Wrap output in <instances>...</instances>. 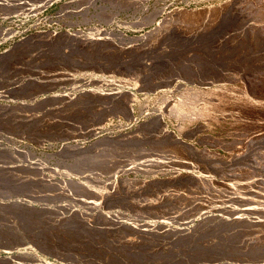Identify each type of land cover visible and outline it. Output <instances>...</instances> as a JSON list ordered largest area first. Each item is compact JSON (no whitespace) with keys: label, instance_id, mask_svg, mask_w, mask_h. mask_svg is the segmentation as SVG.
Instances as JSON below:
<instances>
[{"label":"rangeland","instance_id":"1","mask_svg":"<svg viewBox=\"0 0 264 264\" xmlns=\"http://www.w3.org/2000/svg\"><path fill=\"white\" fill-rule=\"evenodd\" d=\"M259 4L0 0V264H246L262 148L229 157L212 75L242 43L264 53Z\"/></svg>","mask_w":264,"mask_h":264},{"label":"bare ground","instance_id":"2","mask_svg":"<svg viewBox=\"0 0 264 264\" xmlns=\"http://www.w3.org/2000/svg\"><path fill=\"white\" fill-rule=\"evenodd\" d=\"M244 1V0H242ZM248 1V0H247ZM251 1V0H250ZM255 2V1H254ZM258 2V0H257ZM234 3V1H233ZM242 3V2H240ZM246 3V1H245ZM244 3V4H245ZM251 3V2H250ZM46 4V3H45ZM48 4V3H47ZM243 4V3H242ZM253 4V3H252ZM254 5V4H253ZM252 5V8H253ZM256 5V4H255ZM258 5V4H257ZM260 11L258 12V16L260 18V22L258 23L259 26L254 27L249 30L250 34H248L250 38V42L253 43L252 46L255 48H259L258 42L263 40L262 43H264V0H260ZM245 7V6H244ZM251 7V6H250ZM259 7V6H258ZM247 8V7H246ZM245 8V10H246ZM259 9V8H258ZM256 9V10H258ZM243 10V11H245ZM182 11V9H181ZM252 11V10H248ZM179 12V10L177 11ZM185 12V10H184ZM210 12V11H209ZM228 12V11H227ZM190 13V12H189ZM206 12H204L205 14ZM244 13V12H242ZM246 13V12H245ZM253 13V12H252ZM182 14V13H179ZM178 14V15H179ZM214 14V13H213ZM218 14V13H217ZM257 14V13H256ZM169 15V13H167ZM194 15V14H193ZM198 15V14H197ZM200 15V14H199ZM206 15V14H205ZM209 15V14H208ZM220 15V14H219ZM174 16V15H173ZM183 18L186 16V14L181 15ZM191 16V15H190ZM201 16V15H200ZM199 16V17H200ZM215 17V14L213 15ZM167 17V16H166ZM180 17V16H179ZM198 19L199 17L196 16ZM209 16H207L208 18ZM212 17V15H211ZM218 17V16H217ZM220 17V16H219ZM176 18V17H175ZM204 18V17H202ZM254 18V17H253ZM188 19V18H185ZM194 19V20H198ZM205 19V18H204ZM210 19V18H209ZM215 21L214 18H211ZM210 19V20H211ZM231 19V17H230ZM236 19V18H235ZM242 19V18H241ZM191 20V19H189ZM193 20V21H194ZM201 20V19H199ZM203 20V19H202ZM206 19L205 21H207ZM212 20L211 23H214ZM223 20V18H222ZM237 20V19H236ZM243 20V19H242ZM255 18L253 19V21ZM185 21V20H184ZM187 21V20H186ZM258 21V20H257ZM196 22V21H195ZM199 22V21H198ZM197 22V23H198ZM216 22V21H215ZM171 23V22H170ZM193 23V22H192ZM209 23V20H208ZM256 23V21H255ZM254 23V24H255ZM191 24V22H190ZM189 24V25H190ZM220 24V23H219ZM179 26V24H176ZM187 25V22H186ZM194 25V24H193ZM199 25V24H198ZM197 25V26H198ZM171 26V25H170ZM183 26V25H182ZM195 26V25H194ZM201 26H203L201 24ZM214 26V25H213ZM212 26V27H213ZM168 27V26H167ZM181 27V26H180ZM189 26H187L188 28ZM186 28V29H187ZM190 29V28H189ZM204 30V29H202ZM222 30V29H221ZM221 30L218 32L220 33ZM233 30V29H232ZM240 32V31H239ZM120 34L122 36L125 35L124 32L120 31ZM241 34V33H240ZM230 35H232L230 33ZM236 35V34H235ZM247 34H245L246 37ZM126 36V35H125ZM238 36V34H237ZM227 37V36H226ZM232 37V36H231ZM236 39L235 36L232 37V39ZM242 38V37H241ZM248 38V37H247ZM202 39V38H201ZM240 39V38H238ZM237 39V41H238ZM259 39V40H258ZM244 40V39H243ZM234 41V40H233ZM241 41V40H240ZM235 42V41H234ZM248 42V41H246ZM245 43H242V45L239 47L231 49V59L232 61L229 63L231 65V68H228V70L225 71V69L217 68L215 69V75L214 79L215 81L220 80L223 84V82H228L227 85V103L229 102L230 105V116L232 118L233 123L232 124H240L239 130L236 131V128L231 133V148L229 149V157L231 155V158L233 160L237 159L239 154L246 151V146L249 145V143L253 140H258L257 142L261 145V152L260 155L256 156V169L254 168V165H250L246 170L247 176L246 181L243 180L242 182L245 183V201H243V204L246 205L245 210H242V213L244 211V218L243 219V225L242 229L244 232V256L246 264H264V68L259 66L261 63H256V60L258 62L264 61V53H262L259 57L257 56V59L255 60L254 65L253 59L250 56H246L244 51H246V47L244 45ZM247 44V43H246ZM250 45V43H248ZM249 47V46H248ZM228 48V47H227ZM240 48L242 50H240ZM245 48V50H244ZM222 49V47H221ZM260 49V48H259ZM257 51V50H256ZM221 53V52H220ZM251 52H249L250 54ZM224 54V53H223ZM218 55V54H217ZM252 55V54H251ZM230 57V56H229ZM228 57V58H229ZM254 58V57H253ZM230 60V59H228ZM227 61V60H226ZM174 62V61H173ZM191 62V61H190ZM204 62V61H203ZM209 62V61H208ZM177 63V62H176ZM180 63V62H179ZM213 63V62H212ZM228 63V61H227ZM178 64V63H177ZM220 64V63H219ZM180 65V64H179ZM199 65V64H198ZM223 65V63H222ZM181 66V65H180ZM190 66V65H189ZM230 67V66H229ZM170 68V67H169ZM192 68V67H191ZM212 69V67H211ZM209 69V70H211ZM174 70V69H173ZM178 69L175 68V71ZM182 70V69H181ZM214 70V71H215ZM202 71V70H201ZM204 71V70H203ZM213 71V70H212ZM174 72V71H173ZM172 72V73H173ZM170 73V72H169ZM186 74V73H185ZM199 76V75H198ZM219 81V82H220ZM204 83V82H203ZM200 86V85H199ZM205 86V85H204ZM219 87V86H218ZM217 87V88H218ZM220 88V87H219ZM223 88V87H222ZM217 90V89H216ZM219 90V89H218ZM221 91V90H220ZM202 92V91H201ZM212 92V91H211ZM217 92V91H216ZM219 92V91H218ZM225 92V90H224ZM214 99V97H213ZM218 99V98H217ZM216 100V99H215ZM220 101V100H219ZM182 104V103H181ZM189 104V103H188ZM203 104V103H202ZM220 104V103H219ZM190 105V104H189ZM227 105V104H226ZM228 105V106H229ZM198 106V105H197ZM217 106V105H216ZM220 106V105H219ZM187 107V106H186ZM195 107V106H193ZM207 107V106H206ZM202 108V107H201ZM216 107L215 109H217ZM194 109V108H193ZM207 109V108H206ZM205 109V110H206ZM220 109V108H218ZM229 109V107H228ZM182 110V109H181ZM191 110V109H190ZM131 111V109H130ZM184 111V110H183ZM193 111V110H192ZM218 111V110H216ZM221 111V110H219ZM218 111V112H219ZM181 112V111H180ZM196 112V110H195ZM200 112V110H199ZM215 112V110H214ZM179 113V112H178ZM198 111L196 112V114ZM185 114V113H184ZM228 114V113H227ZM203 115V114H202ZM228 115V116H229ZM230 119V118H229ZM231 121V122H232ZM217 124V123H216ZM231 124V125H232ZM233 126V127H234ZM239 127V126H238ZM179 129V128H178ZM218 135V134H217ZM174 140V139H173ZM200 143V142H199ZM187 144V143H186ZM209 144V143H208ZM186 146V145H185ZM192 146V145H191ZM255 146V145H254ZM190 145L188 146V148ZM252 147V146H251ZM194 148V147H192ZM253 148V147H252ZM251 148V149H252ZM256 149V148H255ZM245 150V151H244ZM258 150V149H256ZM187 152V151H186ZM172 153V152H171ZM188 153V152H187ZM255 154V153H253ZM174 155V154H173ZM188 155V154H187ZM243 155V154H242ZM247 156V155H246ZM228 157V158H229ZM240 157V156H239ZM230 159V158H229ZM252 160V158L250 159ZM248 162V161H247ZM232 163V162H231ZM238 163V162H237ZM243 163V162H242ZM229 165V164H228ZM245 165V164H244ZM246 165H248L246 163ZM235 166V165H234ZM246 169V166L245 168ZM216 170V169H215ZM230 171V168H229ZM239 172V170H237ZM244 171V170H243ZM242 171V172H243ZM236 172V171H235ZM241 173V171H240ZM238 174V173H234ZM246 174V173H245ZM232 175L231 178L236 179ZM236 176V175H235ZM245 177V176H244ZM230 179V178H229ZM239 180V179H238ZM234 186V184H233ZM179 194V193H178ZM183 200V199H182ZM244 206V205H243ZM238 213V212H237ZM233 214V213H232ZM237 217V216H236ZM235 217V218H236ZM234 220V219H233ZM233 224V223H232ZM232 226V225H231ZM237 227V226H236ZM238 229V228H237ZM241 229V228H240ZM230 230V229H229ZM231 231V230H230ZM232 232V231H231ZM238 232V231H237ZM242 232V231H241ZM234 242V239L232 240ZM240 245V244H239ZM242 248V247H241ZM235 250V249H234ZM244 262V261H243Z\"/></svg>","mask_w":264,"mask_h":264}]
</instances>
